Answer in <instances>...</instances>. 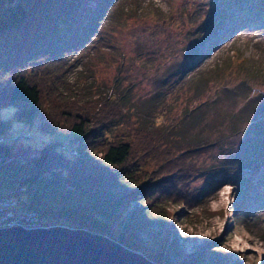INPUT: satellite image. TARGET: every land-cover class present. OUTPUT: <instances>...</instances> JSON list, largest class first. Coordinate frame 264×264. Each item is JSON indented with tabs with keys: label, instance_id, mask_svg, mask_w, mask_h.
<instances>
[{
	"label": "trees",
	"instance_id": "1",
	"mask_svg": "<svg viewBox=\"0 0 264 264\" xmlns=\"http://www.w3.org/2000/svg\"><path fill=\"white\" fill-rule=\"evenodd\" d=\"M116 1L0 0V111L16 109L13 119L0 120V139L4 140L0 144V201L29 199L26 208L39 216L55 214L66 227L109 236L135 251L138 239L133 226L110 236L111 226L131 203L142 206L137 228L147 230L184 215L171 211L173 206L188 210L187 217L196 216V210L213 215L210 195L225 183L242 199V206L234 211L237 222L250 234L256 232L264 243V221L252 219L248 211L252 195L264 194V171L260 176L254 173L264 168V121L256 122L254 113L247 110L254 103L248 98L250 83L247 79L237 87L220 83L224 68L217 66L208 73L211 69L198 66L210 54L202 51L199 41L205 33L223 29L215 41L206 43L215 51L241 31L264 27V0H233L220 21L204 22L197 28L189 38L186 58L168 77L173 78L171 87L163 82L170 88L159 89L163 96L154 98L141 114L139 107L135 114L131 112L135 106L129 94L117 97L104 88L86 92L69 79L73 68L69 57L90 44ZM252 73L256 80L259 75ZM175 94L188 100L206 94L213 97L178 123L160 122L161 112L172 105L162 106L161 100ZM239 100L246 104L238 109ZM15 122L36 125L43 134L69 135L77 144L74 155H67L60 149L64 145L54 142L34 149L20 139L7 140ZM210 122L232 135L228 144L220 146L224 161L218 156L219 166L206 169L197 158L221 141L210 144L206 134V129L213 130L208 128ZM192 131H198V136L190 135ZM250 134L254 135L251 141ZM250 148L252 152L247 151ZM208 176H213L211 184L201 189L198 181ZM43 222L50 226L48 220ZM176 246V239L164 244L170 252ZM149 259L159 262L157 257Z\"/></svg>",
	"mask_w": 264,
	"mask_h": 264
},
{
	"label": "rangeland",
	"instance_id": "2",
	"mask_svg": "<svg viewBox=\"0 0 264 264\" xmlns=\"http://www.w3.org/2000/svg\"><path fill=\"white\" fill-rule=\"evenodd\" d=\"M232 5L233 0H117L90 44L69 57L73 66L69 73L70 82L76 83L86 92L104 88L112 90L117 97L129 94L135 106H131V112L135 114V108L139 107V113L143 110L145 113L154 98L163 96L159 89L164 91L163 89L168 90L171 87L173 78L168 77L172 68L175 70L186 58L185 50L190 49L189 38L195 30L204 22L220 21L225 15L224 12H228ZM222 32L223 29L219 27L216 32L205 33L199 40L202 51L210 54L208 60L204 64L202 61L198 66L208 70L217 66L224 68L219 82L226 81L235 87L247 79L250 83L248 98L249 101H254L253 105L248 104L247 110L254 113L256 122L264 121V28L241 31L234 40L218 45L213 51L211 44L206 43L211 39L215 41ZM210 71L213 70L208 73ZM252 71L259 75L256 80L252 78ZM190 77L186 81H190ZM181 84L180 82L176 86ZM217 87V84L212 86V93L216 92ZM212 97L206 94L199 99L188 100L180 99L175 94L172 99L165 102L161 100L162 106L168 103L172 105L167 112H161L160 122L178 123L185 119L186 114ZM238 102V109L246 104L245 101ZM222 112L226 113V107ZM15 114L14 107L4 108L0 111V120H11ZM219 120L216 126L219 125ZM210 127L213 130L206 129L210 144L221 141L211 151L200 154L197 158V163L207 166L206 169L218 162V156H221V163L224 161L220 146L228 144L232 135L230 132H221L211 122L208 124V128ZM191 134L197 137L199 133L192 131ZM253 136H250L249 141ZM16 139L34 149H41L51 142L61 144L64 149H60L69 156L77 147L76 142L65 133L43 134L37 130L36 125L25 126L17 122L7 137V140ZM244 141L246 138L242 143ZM242 148L243 151L246 150L245 145ZM252 150L250 148L247 151ZM262 171L264 168L259 167L254 173L260 176ZM213 176L200 179L198 186L201 189L207 188ZM221 178L222 181L225 180ZM224 184L222 183L223 188L220 191H213L210 195L209 209L213 215H201V211L196 210V216L189 214L187 217L188 210L173 206L171 211L184 215L173 217L168 223L162 224L163 226L154 225L147 230H140L137 228V221L141 219L142 206L133 202L121 212L117 224L111 226L110 236L121 233L122 228L128 225L133 226L138 239V249L135 252L148 259L157 257V264H233L236 261L240 264H264V243L259 235L256 232L250 234L236 220L234 211L243 204L240 193ZM252 196L248 205L249 214L251 218L257 217L263 222L264 194L256 191ZM26 201L29 199L0 201V225L17 221L27 214H35L26 208ZM8 216L10 219L4 221ZM39 218L49 221L50 226L47 228L64 226L57 221L55 214H40ZM172 239L177 240L174 252L164 248V244Z\"/></svg>",
	"mask_w": 264,
	"mask_h": 264
},
{
	"label": "water",
	"instance_id": "3",
	"mask_svg": "<svg viewBox=\"0 0 264 264\" xmlns=\"http://www.w3.org/2000/svg\"><path fill=\"white\" fill-rule=\"evenodd\" d=\"M0 264H157L107 236L56 226L0 230Z\"/></svg>",
	"mask_w": 264,
	"mask_h": 264
},
{
	"label": "built area",
	"instance_id": "4",
	"mask_svg": "<svg viewBox=\"0 0 264 264\" xmlns=\"http://www.w3.org/2000/svg\"><path fill=\"white\" fill-rule=\"evenodd\" d=\"M18 139H16L15 141H17ZM4 140L3 139H0V144L3 142ZM24 214V213H22ZM10 216H8L7 218H4L3 220H9ZM17 222L21 223V224H18ZM44 222L38 217V215L35 213H31V214H27V215H24L23 217H21L20 219H18L17 221H9L8 222H4V224L0 225V229L1 228H12V227H15V226H23L24 228L26 229H31V228H38V229H41V228H47L48 226H44L43 225Z\"/></svg>",
	"mask_w": 264,
	"mask_h": 264
},
{
	"label": "bare ground",
	"instance_id": "5",
	"mask_svg": "<svg viewBox=\"0 0 264 264\" xmlns=\"http://www.w3.org/2000/svg\"><path fill=\"white\" fill-rule=\"evenodd\" d=\"M74 152L75 151H73V153H72V155H74ZM221 190V189H220ZM219 190V191H220ZM15 227H17V226H15ZM15 227H12V228H15ZM18 227H23V226H18ZM3 229H9V228H1L0 230H3ZM31 229H38V228H31ZM42 229V228H41ZM237 244H239V243H237Z\"/></svg>",
	"mask_w": 264,
	"mask_h": 264
},
{
	"label": "snow or ice",
	"instance_id": "6",
	"mask_svg": "<svg viewBox=\"0 0 264 264\" xmlns=\"http://www.w3.org/2000/svg\"><path fill=\"white\" fill-rule=\"evenodd\" d=\"M225 191H228L227 189Z\"/></svg>",
	"mask_w": 264,
	"mask_h": 264
}]
</instances>
